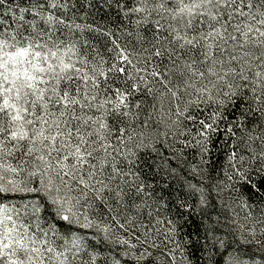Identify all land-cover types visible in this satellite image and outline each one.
I'll return each mask as SVG.
<instances>
[{
    "label": "snow or ice",
    "instance_id": "1",
    "mask_svg": "<svg viewBox=\"0 0 264 264\" xmlns=\"http://www.w3.org/2000/svg\"><path fill=\"white\" fill-rule=\"evenodd\" d=\"M0 264H264V0H0Z\"/></svg>",
    "mask_w": 264,
    "mask_h": 264
},
{
    "label": "trees",
    "instance_id": "2",
    "mask_svg": "<svg viewBox=\"0 0 264 264\" xmlns=\"http://www.w3.org/2000/svg\"><path fill=\"white\" fill-rule=\"evenodd\" d=\"M175 163L173 164V167H175ZM145 169H146V166H145ZM181 175H186V173H181ZM190 178V177H189ZM173 184H175V181H172ZM177 187H179V185H177Z\"/></svg>",
    "mask_w": 264,
    "mask_h": 264
},
{
    "label": "rangeland",
    "instance_id": "3",
    "mask_svg": "<svg viewBox=\"0 0 264 264\" xmlns=\"http://www.w3.org/2000/svg\"><path fill=\"white\" fill-rule=\"evenodd\" d=\"M243 214V213H242Z\"/></svg>",
    "mask_w": 264,
    "mask_h": 264
}]
</instances>
